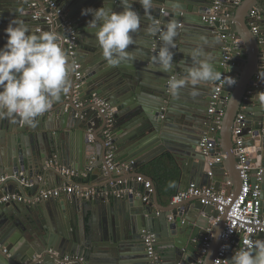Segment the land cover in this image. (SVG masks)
I'll list each match as a JSON object with an SVG mask.
<instances>
[{
  "label": "water",
  "instance_id": "1",
  "mask_svg": "<svg viewBox=\"0 0 264 264\" xmlns=\"http://www.w3.org/2000/svg\"><path fill=\"white\" fill-rule=\"evenodd\" d=\"M34 1L46 13H56L47 0H0V48L7 42L5 29L13 20H22L34 34L52 29L61 34V44L73 70L69 74L68 91L35 124L29 125L19 117L0 119V176H10L0 183V242L8 250L5 253L0 247V264H59L66 255L83 256L90 264H152L144 241L147 233L155 236L163 264H191L197 260L209 232L213 233V239L203 264H213L223 242L226 214L214 224L211 219H217L219 212L199 198L173 204L169 196L165 203H160L154 181L149 202L130 190L123 192L115 179L118 170H108L105 166L107 113L101 112L99 103L92 101V97L97 94L114 110L113 141L120 164L130 160L132 166L139 167L166 150L176 151L190 160L187 175L190 183L208 186L211 175L207 171V159L222 154L224 157L213 167V175L228 172L237 186L236 193L242 181L233 130L238 114L243 113V134L247 151L252 154V182L256 185L257 165H264V75L256 78L264 70V0H241L231 14L229 9L234 5L230 3L234 4V0H220L223 8L214 21L210 17L215 0H179L178 8L177 0H154L150 14L136 3L133 7L141 16V24L133 33L134 43L128 49L135 61L118 67L107 65L95 33L87 28L93 15H81V11L105 6L119 12L123 10L119 0H53L77 30L76 48L85 53L75 50L74 55L64 41L66 19L63 16L51 21L45 17L34 19L31 8ZM254 8L260 16L259 35L249 23ZM171 20L178 25L176 46L171 49L174 66L172 72L162 73L159 65L152 62L162 41L158 34L150 35L148 29L154 21L163 27ZM224 34H228L226 39H222ZM234 40L242 45L240 49L235 48ZM226 46L231 48V57L224 66ZM195 48H201L211 57L210 62L219 75L228 73L229 80H235L234 84L222 87L217 100L216 113L223 110L224 114L219 138L209 154L202 151L201 141L209 129L208 110L215 101L213 95L219 79L197 85L196 96L191 95L190 83L181 87L176 96L171 95L168 85L170 79L187 75L193 66L189 52ZM76 62L81 64L80 69H76ZM77 70L81 71L79 87H76ZM250 88L255 92L243 109ZM96 127H101V133L94 137ZM97 144L101 151L93 161ZM55 156L70 168H104L105 173L101 170L97 174L108 178L110 184L106 189L121 192L113 193L114 200L112 196L61 198L55 207L53 198L35 201L52 172L57 181L66 180L56 167L47 165ZM40 170L44 173L42 178ZM24 177L34 181L30 190L22 183ZM112 182L116 184L114 187ZM260 184L264 207V174ZM18 190L28 201H1L6 194ZM257 238L264 239V233H259ZM165 247L173 250L170 258L164 254Z\"/></svg>",
  "mask_w": 264,
  "mask_h": 264
},
{
  "label": "clouds",
  "instance_id": "2",
  "mask_svg": "<svg viewBox=\"0 0 264 264\" xmlns=\"http://www.w3.org/2000/svg\"><path fill=\"white\" fill-rule=\"evenodd\" d=\"M136 3L147 14L154 7V0H119L123 9L119 12L105 6L81 11V15H93L87 28L95 33L102 56L110 67L135 61V56L128 49L134 43L133 33L141 24V16L133 7ZM176 6L179 7V0ZM177 29L175 20L163 27L154 21L148 29L150 35L158 34L162 41L158 52L152 56V62L159 65L158 70L162 73L173 70L171 49L176 46ZM5 33L7 42L0 48V119L19 117L33 125L68 91L69 74L73 68L68 63L59 32L49 30L34 34L25 22L13 20ZM189 57L193 66L187 70V75L168 81L173 96L189 83L193 88L191 95L196 96L199 94L197 85L220 78L210 62L211 57L201 48L190 50ZM174 186L175 183L170 182L169 187ZM229 264H264V239L247 241L246 247L233 254Z\"/></svg>",
  "mask_w": 264,
  "mask_h": 264
},
{
  "label": "built area",
  "instance_id": "3",
  "mask_svg": "<svg viewBox=\"0 0 264 264\" xmlns=\"http://www.w3.org/2000/svg\"><path fill=\"white\" fill-rule=\"evenodd\" d=\"M240 2L241 0H234L235 5H238ZM49 5L50 7L56 9V13H46L45 8H42L37 1L32 2L31 8H33V18L38 20L41 17H45L47 21H51L57 16H63L66 19V24L64 27L66 35L64 41L65 43H67L70 53L74 55L75 47L78 44L77 30L75 29V27H73L69 19H67L63 15V10L61 8H58V4L56 1L49 0ZM222 6L223 3L220 0H215L214 7L211 9V21L217 19L216 15L220 13L223 8ZM249 16V23L253 32L259 35L260 16L258 9L254 8L250 12ZM223 38L226 39L227 34H224ZM224 49L225 59L223 61V65L225 66L228 64V61L231 57V48L226 46ZM75 67L76 69H80L81 64L76 62ZM76 75L78 78V81L76 82V87H79L81 84V81L79 80L81 77V71L77 70ZM263 75L264 70H261V72L256 76V78L260 79ZM219 77V83L216 86V91L213 95L215 101L212 102L208 110L210 114L209 129L208 131H206L201 141L202 151L206 154H209V149L215 146V139L219 138L220 129L222 127L224 111L222 110L219 114L216 113L217 100L220 97L221 89L226 84L232 85L235 82L234 79L229 80L228 73H221ZM254 92V88L248 89L247 94L244 97V103L242 105L243 109L246 108V104L249 99L253 96ZM92 101L98 102L100 105L101 112L107 113L108 125L104 130L106 147L105 166L108 170L117 169L119 171L121 169V164L116 160V145L113 141L112 131V125L114 123V110L108 101L99 97L97 94L93 95ZM243 119L244 114L239 113L233 130V141L237 151V156L239 158L237 167L239 169L240 178L242 181L238 192L236 193V191L233 190L232 180H227L225 184L229 191H220L216 189L214 185L199 186L195 182H192L184 190L172 196L173 204L181 203L186 199L195 197L199 198L203 204L214 205L216 210L219 212L217 219L212 222L214 224H217L218 220H220L221 217L226 214L225 228L222 234L223 242L218 250L216 257L214 258L213 264H229V261L231 260L233 254L238 250L246 247L247 241H254L259 233H264V207L263 200L261 198L262 190L260 186V181L262 179V175L264 174V165L261 163L257 165L256 169L258 170V172L256 175L258 176V181L256 185H253V167L251 162L252 154L247 151V146L245 144V136L243 134ZM222 157H224V155L222 154L218 156L208 157L207 171L209 175L213 176V167L216 163L221 161ZM50 163L51 165L55 166L66 178H68L70 182L62 187L45 190L42 189L39 195L35 198V201L47 200L53 197H61L64 193L86 198H98L109 195V191L107 189H95L92 187L84 186L83 184L74 181V177L79 175V173L66 165L60 164V162L56 158L50 160ZM131 163L130 165H132ZM8 178H10L8 174L1 175L0 183ZM135 179L144 188L143 200L149 202L151 200L150 195L154 191L153 180L147 178L144 174H138ZM22 183L27 188H31L34 184V181L30 177H24L22 179ZM111 185L114 187L116 184L112 182ZM26 200V196L21 193H10L6 194L1 198L2 202H24ZM212 239L213 233L209 232V234L205 236L203 240L202 246L200 247V254L197 260L195 262H192L191 264L204 263L205 256L209 251ZM144 241L146 243L148 254L152 259V264H163L164 259L155 246V236L153 234L147 233L144 236ZM0 247H2L1 242ZM3 251L5 253H8L7 248H3ZM50 251L52 254L58 255L56 251ZM59 264H90V262L89 260L80 255H66L61 258Z\"/></svg>",
  "mask_w": 264,
  "mask_h": 264
},
{
  "label": "crops",
  "instance_id": "4",
  "mask_svg": "<svg viewBox=\"0 0 264 264\" xmlns=\"http://www.w3.org/2000/svg\"><path fill=\"white\" fill-rule=\"evenodd\" d=\"M47 1H49V0H47ZM230 5L231 6L234 5L233 9H229V13L231 14L235 11V9L237 8L238 5L231 4V3H230ZM84 35H86V34H82V36H84ZM227 37H228V34H227ZM87 38L84 40L85 42H86ZM222 39H224V38L222 37ZM220 40H221V38L219 39V41ZM234 43H235L234 44L235 48L240 49L242 47V45L239 44L238 40H234ZM76 47H78V46H76ZM76 47H75V50L77 53H85V51L77 50ZM245 56H246V54H245ZM94 131H95L94 137L99 136L101 133V127H96L94 129ZM94 137L92 138L93 142H95ZM99 146H100V144H97L98 148L94 147V152H95L94 155L95 156L93 157V161H96V159H97L96 154H98V152L101 151V148H99ZM118 156H119V154L116 152V160L117 161H118ZM54 158H56L58 160L59 156H55V157L51 158L50 160H52ZM50 160L48 161L47 165L49 167H52V168L55 167V166L51 165ZM189 161L190 160L187 159L186 156L180 157L176 151L166 150L165 152L153 157L151 160L146 162L144 165H140L139 167H134V166L130 165L131 162H130V160H128L126 163H124V165L121 164V166H120L121 169L118 171V175L115 177V179L118 180V184L121 185L123 192L130 190L131 192H135L139 196L142 195V197H143L144 188L135 179L137 177V173L138 174L149 173V175H150L151 172H154L155 175L161 179V181L163 183V187H165V188H163L162 192H160L162 194V197H160V203H165L166 199L169 197V196H166L167 194H171L173 196L176 193L184 190L190 184L189 177H187V175L190 174ZM60 164H62V163H60ZM62 165H64V164H62ZM206 167H207V163H206ZM71 169H74V170H76V172L79 173V175L74 177V181H76L80 184H83L84 186L104 190L107 188L108 184H110L106 175L101 176V175L97 174V172H99L101 170L105 173L104 168H102L101 170H99L97 167L96 168L85 167L83 169L71 168ZM217 171H219V170H217ZM39 174L41 175L40 176L41 178L44 175L43 171H41V170L39 171ZM55 176H56L55 172H52V177H50L49 182H45L43 190L62 187V186H65L66 184H68L70 182L68 178H66V180L65 179L62 180L60 178L57 181ZM227 180H232V179H230L228 172H226L225 175H213V176H211V178L209 180V185H214L216 189L218 187V190H220V191H229L227 186L225 185ZM43 181H44V179H42V182ZM170 182H174L175 186L169 187ZM232 182H234V180H232ZM232 188L234 191L237 190V186H235V185H233ZM27 190H30V188H28ZM108 191H109V195L104 196V197H109V196H112L113 193L115 194V193L121 192V191H118L116 189L114 191L109 189ZM16 193H21V192H20V190H18ZM72 196H75V195H69V194L64 193V194H62L61 197H53V199H54L53 207H55L56 204H59L61 198L68 199V198H71ZM111 198H112V200H114L113 196ZM26 201H28V199ZM40 201L45 202V200H40ZM214 220H215V218L211 219L212 222ZM204 233L207 234L208 230L204 231ZM164 249H165V253H164L165 256L170 258L173 250L170 248H166V247Z\"/></svg>",
  "mask_w": 264,
  "mask_h": 264
},
{
  "label": "trees",
  "instance_id": "5",
  "mask_svg": "<svg viewBox=\"0 0 264 264\" xmlns=\"http://www.w3.org/2000/svg\"><path fill=\"white\" fill-rule=\"evenodd\" d=\"M147 174L149 175V173H147ZM149 176L155 182V184L157 186V190H158L159 196L162 197V194L160 192H162L163 188H165V187H163V183H162L161 179L159 177H157L154 172H151ZM166 196H172V195L171 194H167Z\"/></svg>",
  "mask_w": 264,
  "mask_h": 264
}]
</instances>
